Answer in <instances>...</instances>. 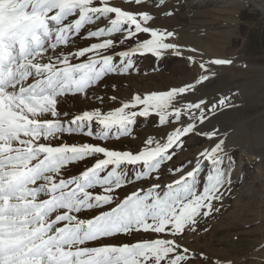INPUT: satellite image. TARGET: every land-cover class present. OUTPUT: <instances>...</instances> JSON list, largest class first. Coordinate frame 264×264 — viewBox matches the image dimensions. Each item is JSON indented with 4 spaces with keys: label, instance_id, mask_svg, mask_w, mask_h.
<instances>
[{
    "label": "snow or ice",
    "instance_id": "snow-or-ice-1",
    "mask_svg": "<svg viewBox=\"0 0 264 264\" xmlns=\"http://www.w3.org/2000/svg\"><path fill=\"white\" fill-rule=\"evenodd\" d=\"M173 14L168 0H0V264H210L183 240L231 190L234 159L208 125L233 105L201 90L232 61L178 43L161 23ZM167 56L192 80L97 94ZM69 97L94 103L64 110ZM141 118L166 135L115 147ZM190 136L205 146L174 165Z\"/></svg>",
    "mask_w": 264,
    "mask_h": 264
},
{
    "label": "rangeland",
    "instance_id": "rangeland-1",
    "mask_svg": "<svg viewBox=\"0 0 264 264\" xmlns=\"http://www.w3.org/2000/svg\"><path fill=\"white\" fill-rule=\"evenodd\" d=\"M168 3L174 14L161 23L178 34L181 38L178 43L197 49L198 57L206 55L232 61L213 66L211 82L201 90L207 99L228 97L233 105L219 111L208 125L209 129L215 126L220 130L226 139V152L234 159L231 190L225 193L222 205H218L219 212L201 221L200 229L185 235L183 243L197 253H204L210 264H264V93H250L257 87L251 79L262 77L258 84L264 89V65L257 75L252 71L258 67L249 65L251 60L258 62L253 48L264 46V12L251 0H168ZM178 7L188 11L184 18L178 16ZM244 37L247 40L242 43ZM137 63L138 73L110 79L108 87L97 94L126 99L136 92L191 81L195 74L186 59L175 56L160 60L148 57ZM112 84L117 85V91H112ZM92 103L86 105L79 97H69L62 108L79 112ZM110 106L106 104L105 109ZM164 135L166 130L160 129L154 119L141 118L133 137L114 146L135 150L145 139ZM205 144L200 136L185 138L183 150L178 151L172 163L179 165L194 160ZM174 178L165 172L162 181L167 183ZM144 238V235L137 237Z\"/></svg>",
    "mask_w": 264,
    "mask_h": 264
},
{
    "label": "crops",
    "instance_id": "crops-1",
    "mask_svg": "<svg viewBox=\"0 0 264 264\" xmlns=\"http://www.w3.org/2000/svg\"><path fill=\"white\" fill-rule=\"evenodd\" d=\"M256 35H254L253 37H255ZM261 37V36H260ZM260 37L258 36V39H260ZM244 40H247L246 39V37H244V39L243 38H241V42L243 43V41ZM243 47V44L241 45V48ZM240 48V49H241ZM253 51H254V53H256V56H257V60H258V62L256 61V63H254L252 60H251V62H250V66L252 67L253 65H255V66H257L258 67V69H256V70H253L252 72H253V74L254 75H257V74H259L260 73V71L262 72L263 71V69H261L263 66L262 65H264V46H257L256 48H253ZM236 76H237V78H238V74H236ZM261 78L262 77H258V78H256V79H251V81L252 82H255V84H256V88H252V90H251V94H256V95H259V94H262V93H264V89L261 87V85H259L258 84V82L261 80ZM255 84H253V85H255Z\"/></svg>",
    "mask_w": 264,
    "mask_h": 264
},
{
    "label": "bare ground",
    "instance_id": "bare-ground-1",
    "mask_svg": "<svg viewBox=\"0 0 264 264\" xmlns=\"http://www.w3.org/2000/svg\"><path fill=\"white\" fill-rule=\"evenodd\" d=\"M251 1H253V2H255L257 5H259L260 6V8H261V10L264 12V3H259V0H251ZM179 8V7H178ZM179 10H180V13H178L179 15V17H181V18H184L183 16L185 15V13H187L188 11H186L185 10V8H182L181 9V7L179 8ZM264 14V13H263ZM197 17V16H196ZM176 18V17H175ZM179 18H177L176 19V21L178 22V23H180L179 22V20H178ZM181 24V23H180ZM187 29V28H186ZM185 29V30H186ZM183 30V29H182ZM180 34H181V32H180ZM189 34V33H188ZM210 36V35H209ZM179 39H181V38H179ZM200 40V39H199ZM198 41V40H197ZM216 51H218L219 52V49L217 48V49H215ZM200 54V53H199ZM211 54V53H210ZM210 54H208V55H210ZM205 55V54H204ZM217 56V55H216ZM205 59H209V57L208 56H206L205 55Z\"/></svg>",
    "mask_w": 264,
    "mask_h": 264
}]
</instances>
